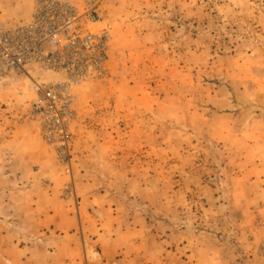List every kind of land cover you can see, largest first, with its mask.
<instances>
[{"label": "rangeland", "instance_id": "1", "mask_svg": "<svg viewBox=\"0 0 264 264\" xmlns=\"http://www.w3.org/2000/svg\"><path fill=\"white\" fill-rule=\"evenodd\" d=\"M30 2L0 0V20ZM104 15L110 75L79 87L78 114L93 109L115 140L89 141L74 183L104 192L106 209L122 204L115 264L136 247L160 256L137 264H182L193 250L200 264H264V0H105ZM100 249L83 243L93 262Z\"/></svg>", "mask_w": 264, "mask_h": 264}, {"label": "crops", "instance_id": "2", "mask_svg": "<svg viewBox=\"0 0 264 264\" xmlns=\"http://www.w3.org/2000/svg\"><path fill=\"white\" fill-rule=\"evenodd\" d=\"M22 9L21 5H15L8 11L23 12ZM28 10L21 19L13 20L30 16L32 0ZM18 81L14 77L0 85V264L7 260L13 264H83L84 256L89 258L84 264H115L116 257L125 252L121 234H116L115 228L116 223L118 228L121 224L122 204L110 201L106 209L105 201H98L104 199L105 193L95 191L90 184L78 187L77 207L63 195L57 160L43 142L38 126L25 117L26 101L33 96L31 87L26 81ZM77 92L79 98L81 92ZM91 110L80 107L73 124L76 171L81 162L91 160L89 141L115 140L107 135L105 121L99 122L101 127L92 125ZM97 134L100 136H90ZM90 210L108 213V224H103V219ZM108 225H113L114 231ZM18 229L23 234L16 232ZM87 240L101 245L100 259L96 262L83 252ZM138 249L129 251L131 264H137L138 259L160 257L148 248ZM201 256V251L193 250L182 264H200ZM206 257H212L211 253Z\"/></svg>", "mask_w": 264, "mask_h": 264}, {"label": "built area", "instance_id": "3", "mask_svg": "<svg viewBox=\"0 0 264 264\" xmlns=\"http://www.w3.org/2000/svg\"><path fill=\"white\" fill-rule=\"evenodd\" d=\"M105 0H32L22 20H0V85L21 78L33 96L27 117L55 156L59 175L67 178L63 195L76 199L73 124L78 92L87 83L104 82L113 23L104 15Z\"/></svg>", "mask_w": 264, "mask_h": 264}]
</instances>
